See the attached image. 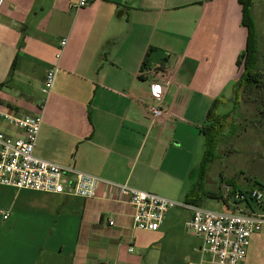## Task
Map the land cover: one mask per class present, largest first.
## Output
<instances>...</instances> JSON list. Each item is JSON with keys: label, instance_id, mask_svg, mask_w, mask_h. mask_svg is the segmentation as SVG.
<instances>
[{"label": "crops", "instance_id": "1", "mask_svg": "<svg viewBox=\"0 0 264 264\" xmlns=\"http://www.w3.org/2000/svg\"><path fill=\"white\" fill-rule=\"evenodd\" d=\"M78 1L0 0V110L37 113L57 63L35 155L185 202L207 179L200 129L216 104L222 115L228 88L237 99L248 36L239 0H93L75 11ZM251 2L250 68L264 80V0ZM155 73L167 76V92L153 123L145 104ZM0 132L19 135L2 118ZM133 212L124 202L0 185V264H211L187 233L188 211L172 208L157 231L135 228ZM244 264H264V227Z\"/></svg>", "mask_w": 264, "mask_h": 264}, {"label": "built area", "instance_id": "2", "mask_svg": "<svg viewBox=\"0 0 264 264\" xmlns=\"http://www.w3.org/2000/svg\"><path fill=\"white\" fill-rule=\"evenodd\" d=\"M92 1L79 0L71 8L78 11ZM66 44L67 38L60 40L57 59H60ZM57 71L58 64L55 63L45 73L41 88L43 98L37 113L21 116L12 110H0V118L19 132V135L0 132V185L84 199L124 202L134 209V227L146 231H157L169 210L182 208L190 214L185 223L186 230L201 240V262L208 257L211 264H244L251 236L264 227V187L241 191L227 185L223 196L228 201V207L216 210L204 205L177 202L35 155L45 105L54 87ZM153 78L151 98L145 108L147 116L155 123L165 115L163 100L167 85L163 80L167 76L155 73ZM2 213L6 219L8 214ZM109 223L113 225L114 221Z\"/></svg>", "mask_w": 264, "mask_h": 264}, {"label": "rangeland", "instance_id": "3", "mask_svg": "<svg viewBox=\"0 0 264 264\" xmlns=\"http://www.w3.org/2000/svg\"><path fill=\"white\" fill-rule=\"evenodd\" d=\"M234 91V87H230L225 92L227 101L220 112L232 115L223 133L217 137L215 148L211 149L212 163L207 168L205 189L221 197L216 200L204 198L203 205L216 210L228 207V201L223 196L225 186L246 191L264 185V106L261 104L264 102V91L256 90L253 95L238 96V107L233 111ZM221 177L224 180L219 189ZM195 241L199 244L198 239Z\"/></svg>", "mask_w": 264, "mask_h": 264}, {"label": "trees", "instance_id": "4", "mask_svg": "<svg viewBox=\"0 0 264 264\" xmlns=\"http://www.w3.org/2000/svg\"><path fill=\"white\" fill-rule=\"evenodd\" d=\"M242 6V23L247 28V47L245 52L239 57L238 65L239 67L244 68L241 74L240 79L237 82V99L235 101V109L238 107V96L241 95H250L254 94L256 90L264 91V80L261 78L260 74L255 72L250 68V62L253 59L254 44H255V24L252 16V2L251 0H239ZM14 68V64H13ZM1 87V86H0ZM264 106V102L261 103ZM217 105V104H216ZM215 108L209 114V124L204 129H200V133H203L205 136L206 144V153L202 167V174L207 171L208 165L212 162L211 160V149L215 148L217 137L223 133L225 126L228 123V119L231 118L232 113H227L224 115H219ZM201 178H203L201 176ZM204 183L200 181L198 187L192 188L188 194L185 202L203 205L200 203L201 195H205L211 199H218L221 196L216 192H206L204 190ZM260 187H264L263 184H260ZM197 193V194H196ZM227 202V201H226ZM251 206V202H249Z\"/></svg>", "mask_w": 264, "mask_h": 264}]
</instances>
